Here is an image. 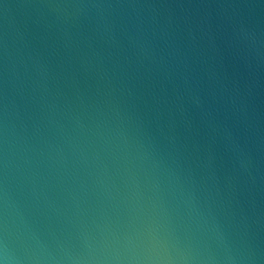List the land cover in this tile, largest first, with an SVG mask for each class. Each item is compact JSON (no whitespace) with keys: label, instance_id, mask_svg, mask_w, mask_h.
<instances>
[{"label":"water","instance_id":"water-1","mask_svg":"<svg viewBox=\"0 0 264 264\" xmlns=\"http://www.w3.org/2000/svg\"><path fill=\"white\" fill-rule=\"evenodd\" d=\"M0 264H264V0H0Z\"/></svg>","mask_w":264,"mask_h":264}]
</instances>
